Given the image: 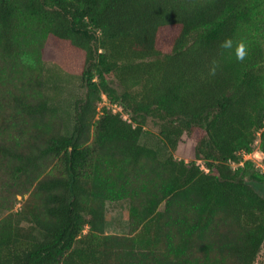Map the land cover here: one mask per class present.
<instances>
[{
    "label": "trees",
    "instance_id": "obj_1",
    "mask_svg": "<svg viewBox=\"0 0 264 264\" xmlns=\"http://www.w3.org/2000/svg\"><path fill=\"white\" fill-rule=\"evenodd\" d=\"M50 43L85 84L71 133L45 93ZM255 143L264 163V0H0V264H254ZM122 201L129 233H106Z\"/></svg>",
    "mask_w": 264,
    "mask_h": 264
},
{
    "label": "rangeland",
    "instance_id": "obj_2",
    "mask_svg": "<svg viewBox=\"0 0 264 264\" xmlns=\"http://www.w3.org/2000/svg\"><path fill=\"white\" fill-rule=\"evenodd\" d=\"M47 51L50 52V56L46 57L45 59V93L48 96L51 104L59 109L64 121V131L66 133H71L74 128V102L76 99L84 96L86 92V89L84 87L85 84L80 77L79 72L69 73L58 61H55L56 57H58L56 55H69L68 49L57 46L53 47L50 43L48 45ZM115 85L117 86V84ZM103 107L111 108L115 113L120 112L125 119L130 120L129 113L121 109L120 105L112 104L105 95L102 96V101L99 103V109ZM145 129L146 131L142 136V143L155 148L163 159L168 157L170 151L166 143L159 135V128L156 127L152 121H150L146 125ZM194 146L195 142L188 136H184L181 149L178 152L174 153L175 158L178 160H185L186 162L195 160L192 154ZM262 157L263 154L259 150V145L255 143V153L250 156V158L256 162H259L258 160H261ZM198 164L202 166L201 161H198ZM26 198L27 196H25L24 198L18 197L19 202L16 207L17 210L21 207V203H23ZM106 208V233L128 235L129 204L126 201L108 202ZM6 215L7 213H3L0 211V220ZM115 222H118V227L114 225ZM22 226L27 227L28 224L23 222ZM254 264H264V246Z\"/></svg>",
    "mask_w": 264,
    "mask_h": 264
},
{
    "label": "clouds",
    "instance_id": "obj_3",
    "mask_svg": "<svg viewBox=\"0 0 264 264\" xmlns=\"http://www.w3.org/2000/svg\"><path fill=\"white\" fill-rule=\"evenodd\" d=\"M224 48H231L232 47V41L230 39L225 40L222 45ZM237 55L239 58H243L245 55L244 45L241 44L237 49Z\"/></svg>",
    "mask_w": 264,
    "mask_h": 264
},
{
    "label": "built area",
    "instance_id": "obj_4",
    "mask_svg": "<svg viewBox=\"0 0 264 264\" xmlns=\"http://www.w3.org/2000/svg\"><path fill=\"white\" fill-rule=\"evenodd\" d=\"M121 108V107H120ZM122 109V108H121ZM122 111V110H121ZM255 153V151L252 153V154H245V158L246 159H251L250 158V156H252L253 154ZM262 153V152H261ZM251 160H253V159H251ZM262 160H263V157L261 158V160H258L259 162H256L255 161V163H256V165H257V167H259L263 172H264V163L262 162ZM254 161V160H253Z\"/></svg>",
    "mask_w": 264,
    "mask_h": 264
},
{
    "label": "crops",
    "instance_id": "obj_5",
    "mask_svg": "<svg viewBox=\"0 0 264 264\" xmlns=\"http://www.w3.org/2000/svg\"><path fill=\"white\" fill-rule=\"evenodd\" d=\"M114 225H116V227H118V222H115ZM109 226V225H108ZM107 226V227H108ZM107 229V228H106ZM113 234H116V233H113Z\"/></svg>",
    "mask_w": 264,
    "mask_h": 264
}]
</instances>
